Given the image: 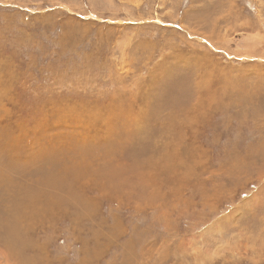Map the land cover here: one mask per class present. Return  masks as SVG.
I'll return each mask as SVG.
<instances>
[{"label":"rangeland","instance_id":"rangeland-1","mask_svg":"<svg viewBox=\"0 0 264 264\" xmlns=\"http://www.w3.org/2000/svg\"><path fill=\"white\" fill-rule=\"evenodd\" d=\"M0 264H264V0H0Z\"/></svg>","mask_w":264,"mask_h":264}]
</instances>
